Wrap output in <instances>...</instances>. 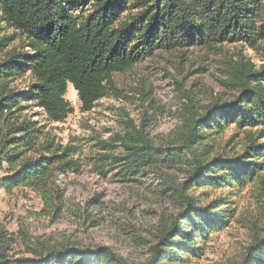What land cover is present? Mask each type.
Masks as SVG:
<instances>
[{"label":"trees","instance_id":"obj_1","mask_svg":"<svg viewBox=\"0 0 264 264\" xmlns=\"http://www.w3.org/2000/svg\"><path fill=\"white\" fill-rule=\"evenodd\" d=\"M0 19L26 40L20 50L0 58V188L6 191L45 184L55 169L80 166L75 146L40 140L39 127L20 117L22 99L32 98L48 120L59 121L73 110L64 97L68 83L81 110H89L116 92L114 74L128 72L156 50L234 42L253 48L264 42V0H0ZM9 41L0 37V52ZM20 64L33 78L26 91L10 85L22 75ZM229 64L224 84L237 94L208 103L202 112L189 98L172 145L154 144L144 119L139 125L128 119L119 132L96 140L95 172L111 173L121 183L137 181L154 165H185L180 184L169 178L161 183L177 212L157 226L140 264H190L204 255L212 233L235 221L229 193L208 200L205 191L192 189L242 190L247 183L264 189L263 162L257 160L264 144L247 133L243 151L233 154L229 148L240 142L224 141L229 123L238 130L264 128V63L255 67L239 59ZM28 241L14 251L13 238L0 225V264H129L106 246L79 249ZM230 264H264V224Z\"/></svg>","mask_w":264,"mask_h":264},{"label":"rangeland","instance_id":"obj_2","mask_svg":"<svg viewBox=\"0 0 264 264\" xmlns=\"http://www.w3.org/2000/svg\"><path fill=\"white\" fill-rule=\"evenodd\" d=\"M2 36L10 41L2 48L0 58L10 49L20 50L26 42L19 31L0 19ZM239 59L260 66L264 63V42L253 48L234 42L156 50L128 72L114 74L116 92L98 99L89 110H81L76 91L68 83L64 97L73 110L59 121L48 120L32 98L22 99L20 117L39 127L40 140L49 138L59 148L75 146L73 157L80 166L76 171L55 169L54 175L38 186L19 185L11 191L0 188V225L13 238V250H22L23 242H29V238L79 249L106 246L129 264L145 261L157 226L177 212L161 183L169 178L180 184L185 178V165H154L145 169L137 181L121 183L113 180L111 173L104 176L95 172L91 156L95 154L96 140L119 132L128 119L136 125L144 119L154 144L172 145L189 98L202 112L208 103L230 101L237 94L224 82L229 63ZM19 67L22 75L10 85L15 91H26L33 78L26 64ZM247 133L255 143L264 144V128L245 126L238 130L229 123L224 141L230 139V145L240 142L229 148L230 153L243 151ZM257 160L263 162L260 174L264 180V155ZM3 174L0 171V176ZM258 185L247 183L242 190L229 186L222 190H191L205 191L208 200L229 193L234 201L235 221L212 233L204 255L190 264H230L242 253L264 224V189Z\"/></svg>","mask_w":264,"mask_h":264}]
</instances>
